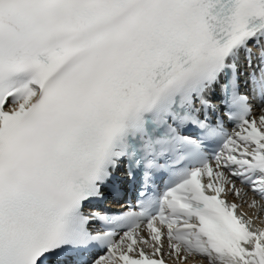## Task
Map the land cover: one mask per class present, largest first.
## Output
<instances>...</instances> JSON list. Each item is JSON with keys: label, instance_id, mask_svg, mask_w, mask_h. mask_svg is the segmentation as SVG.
Here are the masks:
<instances>
[{"label": "snow or ice", "instance_id": "1", "mask_svg": "<svg viewBox=\"0 0 264 264\" xmlns=\"http://www.w3.org/2000/svg\"><path fill=\"white\" fill-rule=\"evenodd\" d=\"M0 264H264V0H0Z\"/></svg>", "mask_w": 264, "mask_h": 264}]
</instances>
